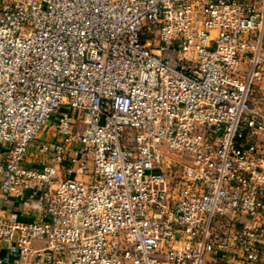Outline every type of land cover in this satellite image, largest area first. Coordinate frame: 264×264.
<instances>
[{"label": "built area", "instance_id": "1", "mask_svg": "<svg viewBox=\"0 0 264 264\" xmlns=\"http://www.w3.org/2000/svg\"><path fill=\"white\" fill-rule=\"evenodd\" d=\"M263 77L264 0H0L10 264H264Z\"/></svg>", "mask_w": 264, "mask_h": 264}, {"label": "crops", "instance_id": "2", "mask_svg": "<svg viewBox=\"0 0 264 264\" xmlns=\"http://www.w3.org/2000/svg\"><path fill=\"white\" fill-rule=\"evenodd\" d=\"M264 80V77H263ZM262 80V81H263ZM0 205L4 206L7 213L14 214L19 218L31 219L32 217L24 211L26 207L22 205L19 201H13L12 199H2L0 198ZM9 247L6 242L0 244V264H10L13 261V257L9 252Z\"/></svg>", "mask_w": 264, "mask_h": 264}, {"label": "rangeland", "instance_id": "3", "mask_svg": "<svg viewBox=\"0 0 264 264\" xmlns=\"http://www.w3.org/2000/svg\"><path fill=\"white\" fill-rule=\"evenodd\" d=\"M254 101L260 108L264 109V80L259 82L258 89L252 95ZM43 133L40 134V137H43Z\"/></svg>", "mask_w": 264, "mask_h": 264}]
</instances>
